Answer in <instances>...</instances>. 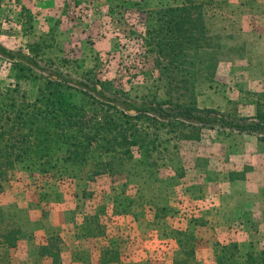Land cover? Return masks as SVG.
<instances>
[{"label":"rangeland","instance_id":"obj_1","mask_svg":"<svg viewBox=\"0 0 264 264\" xmlns=\"http://www.w3.org/2000/svg\"><path fill=\"white\" fill-rule=\"evenodd\" d=\"M209 1L202 17L209 42L205 33L198 46L185 42L178 60L159 53L166 37L158 27L183 0L60 1L43 16L25 5L13 15L10 1H0V45L27 52L43 68L0 53V100L35 102L50 67L136 108L178 112L195 104L197 116L211 109L209 117L234 122L264 114V38L246 32L264 25V0ZM168 79L187 87H165ZM84 98L98 113L106 110ZM138 110L125 111L140 116L132 122L142 130L137 147L94 153L86 164L17 162L0 178V264H228L236 260L232 246L235 255L264 251L261 186L256 177L240 185L250 172L247 154L264 155V135ZM103 161L109 164L95 165ZM245 203L261 215L233 224L232 208ZM7 232L13 246L3 244Z\"/></svg>","mask_w":264,"mask_h":264},{"label":"trees","instance_id":"obj_2","mask_svg":"<svg viewBox=\"0 0 264 264\" xmlns=\"http://www.w3.org/2000/svg\"><path fill=\"white\" fill-rule=\"evenodd\" d=\"M199 1L183 0L180 5L168 7L167 11L171 15L167 21H161L163 25L158 27L159 31L165 32L166 37L162 47L159 48V53L175 56L178 60L184 55L185 42L198 46L203 33H205V44L209 42L206 20L204 26L202 17L204 8L205 17L211 8L210 1L205 0V3ZM148 27L149 34L156 33L154 24ZM209 49L210 46L206 48L205 55H208ZM0 53L10 60L23 59L29 66L43 69L32 57L24 53L14 55L1 45ZM169 64L175 65L173 68L177 67L176 60L170 59ZM214 67L212 62L205 65L208 70ZM46 70L49 73L48 80L46 85L38 89L39 97L35 102L29 103L24 98L17 102L12 97H4L0 100V178L4 177L17 162H25L30 168L52 167L53 163L59 160L72 164H86L89 156L94 153L111 157L118 149L129 150L130 147H137L142 140V130L138 123L132 122L139 120L140 116L127 114L125 111L128 108L137 113L141 112L138 109L143 107L165 117L164 119L180 116L184 120L217 122L220 126L236 132L264 135V114L261 112H257L253 119H240L234 122L224 119L219 114L209 117V114L215 113L211 109L205 110V114H208L205 118L197 116L195 104L184 106L178 112L156 105L147 106V103H142L136 108L137 105L127 100L107 96L96 86L66 78L58 69L49 67ZM211 79V74H205L203 80L210 84ZM70 83L80 88L82 97L79 98L73 92L78 90ZM186 83V81L177 83L173 79H168L165 87L181 86L182 89L187 87ZM193 83H196V86L201 85V83L197 84V81ZM192 89L194 90L195 86L192 85ZM89 92L93 95L87 97ZM84 96L92 100V105L106 107L103 114L98 113L91 106L80 103V100L85 99ZM59 151L63 152L61 157L57 156ZM108 164V161L95 163L98 167ZM9 234L12 232L2 235L5 239L3 244L13 246L14 239L13 236L8 238ZM232 247L234 252L229 258L236 257V260H231L228 264H264V251L259 254L247 252L243 255L240 253L235 255L236 248ZM242 257H244L243 262L240 263L238 260ZM176 264H186V262L181 260Z\"/></svg>","mask_w":264,"mask_h":264},{"label":"crops","instance_id":"obj_3","mask_svg":"<svg viewBox=\"0 0 264 264\" xmlns=\"http://www.w3.org/2000/svg\"><path fill=\"white\" fill-rule=\"evenodd\" d=\"M1 2L4 1H10V8L12 7V11L13 15H16V13H18V8L21 7L22 5H25L27 8L30 9V11H35L34 9L37 10H41V13H38L37 11L35 12V16H38V14L40 16L46 15L47 14V9L52 10L51 8H54V4L58 3L60 1H66V2H71L73 0H0ZM34 5H37V7H34ZM76 9V8H74ZM17 11V12H16ZM72 12V11H71ZM38 13V14H37ZM264 14V12H263ZM257 17V16H256ZM248 27L246 30L247 34H249L251 37L254 36L253 39L259 40V42L261 43V41L264 38V35H261L264 33V25L262 27L259 26H246ZM247 160L249 161V163L247 164L249 167L250 172H245L246 169H241V171L244 173V178H246L244 180L245 184H240L242 185H246L249 182V185H252L251 183L254 182L255 177L258 181V185H260L261 187H259V191L258 193H260L259 199L261 200V206H264V155L263 154H257L256 156H251L250 154H247ZM251 168V169H250ZM252 180V181H251ZM242 182V181H241ZM240 182V183H241ZM238 183V182H237ZM250 191L252 192V189H250ZM247 206L242 208V204L238 205L237 207H233L232 208V218L234 219L233 224H250L247 223V221H249V219H253V217H258V215H261L259 212H256L255 207L253 206V204L251 203H245ZM262 218H264L262 216ZM250 220V221H251ZM254 232H252L250 230L249 234L252 235ZM264 234V233H263Z\"/></svg>","mask_w":264,"mask_h":264},{"label":"water","instance_id":"obj_4","mask_svg":"<svg viewBox=\"0 0 264 264\" xmlns=\"http://www.w3.org/2000/svg\"><path fill=\"white\" fill-rule=\"evenodd\" d=\"M19 53H24V54H26L27 55V52H25V51H20ZM71 79V78H70ZM72 80H74V79H72ZM97 87V86H96ZM98 88V87H97ZM99 89V88H98ZM133 104H135V103H133ZM136 105V104H135Z\"/></svg>","mask_w":264,"mask_h":264}]
</instances>
